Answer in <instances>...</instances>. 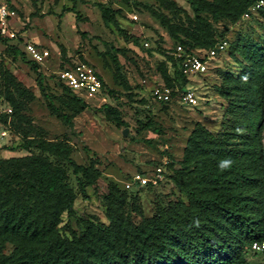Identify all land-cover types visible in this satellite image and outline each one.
I'll list each match as a JSON object with an SVG mask.
<instances>
[{
  "label": "rangeland",
  "instance_id": "374dc122",
  "mask_svg": "<svg viewBox=\"0 0 264 264\" xmlns=\"http://www.w3.org/2000/svg\"><path fill=\"white\" fill-rule=\"evenodd\" d=\"M0 1L7 4L11 13L10 35L0 40V64L9 68L30 90L23 112L33 124L27 134L21 130L25 122L17 125L0 78V159L32 154L46 157L67 170V180L77 198L75 216L69 218L67 213L62 214L58 227L63 237L79 239L89 222L108 227L109 204L119 217L130 215L132 222L138 225L160 207L179 200L188 202L171 176L182 168L189 140L197 128L204 126L214 134L227 129L231 117L229 108L234 99L227 95L246 93L241 87V77L248 71L246 68L255 67V62L247 56L251 55L252 46L264 51L263 5L258 7L259 1L251 0H217L224 15L216 19L205 13L207 23L200 24L188 0H175L178 6L172 9L165 0ZM97 3L115 11L120 26L130 35L139 37L138 43L125 41L113 24L105 23ZM149 7L164 15L180 31L181 38L191 42L192 53L207 58L206 72L189 77L179 74L168 55L181 40L171 36ZM28 42L41 45L51 53L39 66L45 74L44 89L31 68L30 59L15 50V47L22 49ZM222 42L227 43L226 49L209 58V49ZM63 49L73 62L86 61L100 74L106 84L102 92L82 97L73 91H64L56 75L60 71ZM163 85L178 89V93L192 88L197 104L185 106L178 101L164 103L156 99L154 87ZM235 86L239 91L232 90ZM105 104L118 108L126 125L118 126L108 120ZM60 112L67 113L73 124ZM241 133L246 137L248 129L243 127ZM28 139L67 144L77 163L93 165L100 171L97 190L88 186L85 198L71 164L38 147L24 148ZM262 141L264 146V135ZM229 146L240 148V140ZM157 168H162L163 178L156 185L142 186L136 182L137 172L155 178ZM14 171L15 167L0 166V176H10ZM10 225L4 211L0 210V242L19 238ZM20 242L24 244L25 255L29 244L24 240ZM17 246L10 239L2 252L9 256ZM244 251L250 264H264V253H255L248 244L244 245Z\"/></svg>",
  "mask_w": 264,
  "mask_h": 264
},
{
  "label": "trees",
  "instance_id": "16d2710c",
  "mask_svg": "<svg viewBox=\"0 0 264 264\" xmlns=\"http://www.w3.org/2000/svg\"><path fill=\"white\" fill-rule=\"evenodd\" d=\"M165 2L171 9L178 6L175 0ZM188 2L200 24L207 23L205 13L216 19L224 15L217 0ZM97 6L105 23L113 24L125 41L138 43L139 37L130 35L120 26L115 11L101 3ZM149 9L171 36L181 40L178 46L191 52V42L181 38L176 26L164 15L151 7ZM261 9L264 11V5ZM82 34L85 35V32ZM26 44L22 49L15 47V50L30 59L31 68L44 89L45 74L39 66L45 62L34 61L26 51ZM177 48L168 55V59L178 67L181 76L187 77L181 69L182 58L175 55ZM247 57L255 62V67L246 68L248 71L241 77V87L246 93L227 95L234 97L229 108L231 117L227 129L214 134L204 126L197 128L189 140L182 168L171 176L177 188L188 197V202L179 200L160 207L152 217L144 218L141 224L135 225L130 215L119 217L116 209L109 204L108 227L102 228L89 222L79 239L63 237L58 227L62 214L67 213L69 218L75 216L77 198L67 180V170L46 157L32 154L0 159V166L16 168L10 176H0V210L6 214L15 235H19V238H6L0 242L1 252L10 239L18 245L9 256L0 253V264H250L244 245L248 244L251 248L255 241L264 240V51L252 46L251 55ZM61 58L59 69L73 64L65 49ZM163 72L167 74L166 70ZM96 73L102 80L103 90L106 84ZM0 78L4 97L13 111L12 117L17 119V125L25 122L21 130L27 134L33 129V124L24 114L23 104L30 90L3 63L0 64ZM61 85L64 91H73L62 82ZM170 88L173 97L181 94L178 89ZM239 89L235 86L232 90ZM82 99L79 101L82 102ZM174 101L182 103L180 99ZM104 110L108 120L118 126L126 125L118 108L105 104ZM60 114L73 124L67 113ZM243 127L248 129L246 137L241 135ZM237 140H240L241 147L231 148L229 144ZM23 145L26 149L38 147L43 152L66 159L73 167L85 198L88 197V186L97 190L100 171L93 165L77 163L67 144L28 139ZM225 160L229 163L221 167V161ZM21 240L29 244L25 255Z\"/></svg>",
  "mask_w": 264,
  "mask_h": 264
},
{
  "label": "built area",
  "instance_id": "2783aa9c",
  "mask_svg": "<svg viewBox=\"0 0 264 264\" xmlns=\"http://www.w3.org/2000/svg\"><path fill=\"white\" fill-rule=\"evenodd\" d=\"M264 5V0H259L258 7ZM11 13L8 10V6L5 2H0V37L9 36L8 24L9 16ZM148 45V43H146ZM226 42L219 43L215 48L208 51V57L212 58L219 55L226 49ZM26 51L29 56L36 62H46L51 56L48 49L42 46L28 42L26 44ZM177 57L182 58L181 69L183 73L189 77L191 74L203 73L208 69V60L206 57H201L195 53L189 52L183 46H178L175 53ZM59 79L62 83L75 91L80 96L96 95L102 91V80L96 71L87 63L83 61H74L71 66L66 69H60L58 72ZM153 95L156 99L162 102H172L175 99H180L183 104L196 105L198 102L196 92L188 87L181 92L179 96H172V89L167 85L156 86L153 90ZM158 174H155V178H151L144 173L137 172L135 174V180L138 184L146 186L149 184H157L159 179H162V168H157ZM252 251L255 253H264V240L255 241L251 245Z\"/></svg>",
  "mask_w": 264,
  "mask_h": 264
},
{
  "label": "clouds",
  "instance_id": "9594fccd",
  "mask_svg": "<svg viewBox=\"0 0 264 264\" xmlns=\"http://www.w3.org/2000/svg\"><path fill=\"white\" fill-rule=\"evenodd\" d=\"M228 163H229V161H226V160H225V161H221L220 166H221V167H224V166H225L226 164H228Z\"/></svg>",
  "mask_w": 264,
  "mask_h": 264
},
{
  "label": "water",
  "instance_id": "95a60500",
  "mask_svg": "<svg viewBox=\"0 0 264 264\" xmlns=\"http://www.w3.org/2000/svg\"><path fill=\"white\" fill-rule=\"evenodd\" d=\"M128 132V129H126L125 131H124V133L126 134Z\"/></svg>",
  "mask_w": 264,
  "mask_h": 264
},
{
  "label": "crops",
  "instance_id": "0c3cea01",
  "mask_svg": "<svg viewBox=\"0 0 264 264\" xmlns=\"http://www.w3.org/2000/svg\"><path fill=\"white\" fill-rule=\"evenodd\" d=\"M1 2V1H0ZM41 46V45H40Z\"/></svg>",
  "mask_w": 264,
  "mask_h": 264
}]
</instances>
